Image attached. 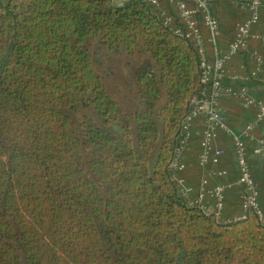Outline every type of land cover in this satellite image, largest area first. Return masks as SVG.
<instances>
[{
    "label": "trees",
    "instance_id": "obj_1",
    "mask_svg": "<svg viewBox=\"0 0 264 264\" xmlns=\"http://www.w3.org/2000/svg\"><path fill=\"white\" fill-rule=\"evenodd\" d=\"M172 17L145 0L0 1V264H264V219L220 221L174 182L204 85ZM110 56L137 60L128 91L106 86Z\"/></svg>",
    "mask_w": 264,
    "mask_h": 264
},
{
    "label": "crops",
    "instance_id": "obj_2",
    "mask_svg": "<svg viewBox=\"0 0 264 264\" xmlns=\"http://www.w3.org/2000/svg\"><path fill=\"white\" fill-rule=\"evenodd\" d=\"M177 1H184L188 6L198 7L194 0H159V4L166 14L173 16L177 14ZM199 1H202L205 9L217 19L220 28L216 43L210 42L209 32L201 23L202 13L196 14L204 38L207 58L212 60L218 52L227 51L237 24L250 16L251 9L246 0ZM213 76L220 77L225 85L231 84L235 89L245 86L249 95L264 103V0L258 9L257 21L250 26L245 49L231 55L224 72L212 74ZM244 77L247 79L243 80ZM219 102L228 126L236 133L256 118V107L245 104L240 97L223 95ZM204 125L203 117L190 120L188 136L180 153V158L185 165L177 172V176L187 188V201L192 205H197L196 200L199 198L202 180L206 181L202 203L207 212H212L214 207V199L208 191L215 185L224 186V206L217 219L220 221L238 219L244 215V210L241 201V187L237 182L238 169L232 139L227 133L217 129L212 139L208 160L201 163L200 144L203 139ZM263 138L264 120L255 125L251 138H246L247 160L257 188L258 203L264 214V153L260 143V139ZM215 148L223 150L217 162L212 161Z\"/></svg>",
    "mask_w": 264,
    "mask_h": 264
},
{
    "label": "built area",
    "instance_id": "obj_3",
    "mask_svg": "<svg viewBox=\"0 0 264 264\" xmlns=\"http://www.w3.org/2000/svg\"><path fill=\"white\" fill-rule=\"evenodd\" d=\"M156 10L160 18L167 25H171L173 17L164 12L159 4V0H145ZM196 1L198 7L188 6L184 1H177V17L183 24L182 28H176V32L185 35L190 39L192 45L200 56L203 73L201 82L204 87L201 91L202 97L200 99H192L190 103V110L182 123V130L180 135V146L176 149L174 159L171 163V168L174 171L173 179L177 185L180 194L188 199V190L183 185V181L178 178L177 172L184 168V162L180 158V153L183 144L188 136V126L192 118L203 117L205 128L203 131V139L200 144L202 150L200 161L204 163L208 160L209 151L212 147V139L215 131L220 129L227 133L234 146V153L238 169L237 182L241 187V201L244 212L247 209H253L261 219H264V214L258 203V192L254 183V179L250 172L249 163L247 160V146L246 138H251V132L255 125L264 120V103L248 94L245 86H240L235 89L231 84H224L220 77H212V74H221L224 72L226 63L231 55L242 51L246 47L247 38L249 36V29L251 24L255 23L258 18V9L262 5V0H246L251 14L241 23H238L233 37L229 41L227 51H220L216 56L209 60L204 45V38L201 32L200 23L196 19L198 12L202 13L201 23L209 32V41L216 43V38L220 34V28L217 19L206 10L202 1ZM247 79L244 77L243 80ZM223 95H234L243 99L247 105L255 106L257 115L253 122L246 124L238 133L232 131L228 126L225 116L219 106L220 98ZM261 147L264 153V138L260 139ZM223 153L221 148H215L213 151L212 161L217 162L218 157ZM206 181L202 180V187L199 194L197 206L205 211L202 203L204 186ZM210 196L214 199L213 213L216 217L219 216L224 206V186L215 185L210 191ZM207 212V211H206Z\"/></svg>",
    "mask_w": 264,
    "mask_h": 264
},
{
    "label": "rangeland",
    "instance_id": "obj_4",
    "mask_svg": "<svg viewBox=\"0 0 264 264\" xmlns=\"http://www.w3.org/2000/svg\"><path fill=\"white\" fill-rule=\"evenodd\" d=\"M95 44L91 43V47H95ZM122 62L123 59L119 60L110 56L106 59L105 67L101 72L106 86L112 92H117V87L128 91L129 85L133 82V68L137 60H131L132 69H125Z\"/></svg>",
    "mask_w": 264,
    "mask_h": 264
},
{
    "label": "water",
    "instance_id": "obj_5",
    "mask_svg": "<svg viewBox=\"0 0 264 264\" xmlns=\"http://www.w3.org/2000/svg\"><path fill=\"white\" fill-rule=\"evenodd\" d=\"M116 2H117L118 4H121V3H122V0H116Z\"/></svg>",
    "mask_w": 264,
    "mask_h": 264
}]
</instances>
